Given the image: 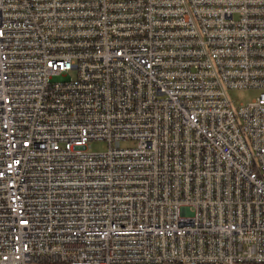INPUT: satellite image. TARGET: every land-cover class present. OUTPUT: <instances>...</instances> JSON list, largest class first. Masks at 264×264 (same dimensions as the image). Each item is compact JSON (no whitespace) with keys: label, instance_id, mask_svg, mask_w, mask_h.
I'll return each mask as SVG.
<instances>
[{"label":"built area","instance_id":"obj_1","mask_svg":"<svg viewBox=\"0 0 264 264\" xmlns=\"http://www.w3.org/2000/svg\"><path fill=\"white\" fill-rule=\"evenodd\" d=\"M0 264H264V0H0Z\"/></svg>","mask_w":264,"mask_h":264},{"label":"rangeland","instance_id":"obj_2","mask_svg":"<svg viewBox=\"0 0 264 264\" xmlns=\"http://www.w3.org/2000/svg\"><path fill=\"white\" fill-rule=\"evenodd\" d=\"M260 92L256 90H236L228 91L227 96L232 103L233 107H240L242 104L248 105L253 100L259 98ZM122 148H135L137 144L135 142H123ZM109 144L103 141H93L89 144L88 151L93 154H103L108 152Z\"/></svg>","mask_w":264,"mask_h":264}]
</instances>
